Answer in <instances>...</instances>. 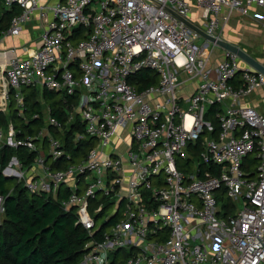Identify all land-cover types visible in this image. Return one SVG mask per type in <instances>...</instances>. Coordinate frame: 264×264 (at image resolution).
Wrapping results in <instances>:
<instances>
[{
	"label": "built area",
	"instance_id": "built-area-1",
	"mask_svg": "<svg viewBox=\"0 0 264 264\" xmlns=\"http://www.w3.org/2000/svg\"><path fill=\"white\" fill-rule=\"evenodd\" d=\"M15 3L22 12L7 34H20L35 10L44 29L37 50L13 56L0 77L18 90L23 110L22 88L75 96L67 121L79 114L84 132L74 139L94 144L81 160L52 170L41 144L47 137L48 155L57 160L64 142L48 127L15 138L12 125L6 144L39 154L28 174L15 156L3 172L25 180L30 192L68 190L62 205L77 211L90 236L80 264H110L118 250L130 251L122 264H264V113L241 103L264 85V73L242 70L238 54L225 50L214 77L207 47L216 42L183 20L193 21L197 7L205 23H193L224 39L234 11L246 16L253 5L264 8V0H59L52 7L4 0L7 7ZM147 68L159 80L138 90L136 74ZM193 82L196 89L186 94ZM216 104L224 110L215 115L214 134L206 115ZM45 122L64 128L50 109ZM223 191L233 212L221 201ZM109 208L115 210L99 226Z\"/></svg>",
	"mask_w": 264,
	"mask_h": 264
},
{
	"label": "trees",
	"instance_id": "trees-1",
	"mask_svg": "<svg viewBox=\"0 0 264 264\" xmlns=\"http://www.w3.org/2000/svg\"><path fill=\"white\" fill-rule=\"evenodd\" d=\"M21 12L22 8L16 3L7 7L4 0H0V35L9 30L11 20ZM136 75L139 83L134 82L136 78L132 81L138 90L156 84L159 80V74L151 68L144 69ZM240 77L241 73H238L231 83L238 85ZM15 92L12 88V95L15 96ZM23 92L25 109L20 113L13 98L9 112L0 111V127H8L12 123L16 137L22 140L38 135L48 127L54 137L62 139L63 150L66 151L57 160L46 155L47 164L52 170L63 169L67 164L81 160L94 142L90 138H80L79 141L74 139L76 133L84 132V124L81 123L79 114H75L76 119L73 123L67 121L74 112L73 105L78 102L76 97L63 95L57 99L56 92L48 90L41 92L30 87L23 88ZM45 107H49L50 113L64 124L62 131L45 122ZM219 111L221 112V106L216 104L208 108L206 115L213 120L215 132L219 128V120L215 118ZM35 114H39V117H35ZM48 144L46 137L41 144L44 153ZM38 154L39 150H32L24 145L15 147L5 144L0 149V195L3 197L5 211L4 213L0 211V264H80L90 236L85 227L78 224L77 211L66 209L62 205V201L68 197V190L61 188L58 192L52 190L30 192L25 180L9 177L3 172L14 156L19 159L24 169H28L35 164ZM255 161V155L248 157L250 167ZM248 166L246 176L253 177L254 171ZM223 193L225 191L221 195L222 203L229 207L228 212H233L230 206L235 205ZM103 231L100 229L97 236L100 237ZM129 254L128 250H118L114 253L115 260L110 264H122Z\"/></svg>",
	"mask_w": 264,
	"mask_h": 264
},
{
	"label": "crops",
	"instance_id": "crops-1",
	"mask_svg": "<svg viewBox=\"0 0 264 264\" xmlns=\"http://www.w3.org/2000/svg\"><path fill=\"white\" fill-rule=\"evenodd\" d=\"M58 1L59 0H41V3L50 6L49 3H57ZM236 13L237 19H235L234 21H238L239 25L235 30H232L230 33L228 32V35H223L224 40L230 44L232 43L233 45L237 46L248 56L250 55L253 59L264 64V8L253 5L250 8V12L246 16L242 15L238 11H236ZM201 14V10H199L197 7H193L192 13L190 14V17L193 20L192 22L196 24L205 23V21L201 17ZM43 29L44 23L40 20L39 11L35 10L32 16L26 21V24L24 25V28L20 34L13 35L10 33H4L0 35V71H4L6 68H8L10 59L13 58V56H26L28 53L35 52L40 46V38ZM35 32H37V36L33 34ZM223 51L224 52L221 53L219 59L212 60V53L210 55L208 68H210L214 77L218 76L217 66L225 57V49H223ZM238 63L239 67H241L242 70L249 67L255 69V67H253L251 63L247 62L241 57H239ZM196 87V82H193L192 84L188 85L187 88H185V93L191 94L192 92H194ZM19 91H22V94L25 98L23 88ZM8 94L9 98H7ZM13 98L15 99L16 105L18 107L17 100L15 96L12 95V88L9 85V82L4 74L0 77V111L8 113ZM241 101L243 106L253 107L259 112L264 113V85L256 89L254 92L250 93V95L243 98ZM223 110V107H221V112ZM10 126H12V123H10ZM48 132H50V130ZM216 133L217 132H215V134ZM39 168L40 167H36V172L38 174L42 173V169L40 168L39 170Z\"/></svg>",
	"mask_w": 264,
	"mask_h": 264
},
{
	"label": "rangeland",
	"instance_id": "rangeland-1",
	"mask_svg": "<svg viewBox=\"0 0 264 264\" xmlns=\"http://www.w3.org/2000/svg\"><path fill=\"white\" fill-rule=\"evenodd\" d=\"M55 2H52V3H49L50 4V7H52V6H54L55 4H54ZM48 13H49V15H50V17H51V15H52V13H51V11H48ZM236 11H234L233 12V17H232V19H231V22L224 28V36H226V35H228V32L230 33L232 30H235L237 27H238V25H239V22L238 21H234L235 19H237V17H236ZM35 36H37V32H35V33H33ZM202 42H204V39H202ZM207 50H209V51H212V57H211V59L212 60H215V59H219V57L221 56V53H223L224 51H223V49L220 47V46H218V45H214V47L210 44L208 47H207ZM28 92V91H27ZM63 96V94H58V95H56V98L57 99H60L61 97ZM42 103H44V100L42 101ZM17 108H19L20 109V112H22L23 111V108H22V104L20 103V105H18V107ZM46 109H45V114H47L48 113V111H49V109H48V107H45ZM48 124V123H47ZM10 128H11V126H10V124H9V126L8 127H3V130H4V132H5V139H4V141L3 142H1L0 143V149L7 143V139L9 138V131H10ZM47 128V127H46ZM46 128H44L45 130V133H46V131H48V129H46ZM76 135V134H75ZM15 138H16V136H15ZM57 138V137H56ZM60 137H58V139H59ZM62 140V139H61ZM51 149V144H50V142H49V144H48V146L46 147V149H45V154L47 155V154H49V150ZM43 151V150H42ZM16 164V163H15ZM37 167H40L39 165H37ZM41 168V167H40ZM40 168H39V170H40ZM23 171H24V173H27L28 174V170H26V169H23ZM36 171V170H35ZM34 171V172H35ZM5 173H7V171H5ZM31 173V172H30ZM7 175L9 176V174L7 173ZM114 210H115V208H110V209H108L107 210V212L103 215V216H101L100 218H99V220H98V225L100 226V224L108 217V216H110L113 212H114Z\"/></svg>",
	"mask_w": 264,
	"mask_h": 264
},
{
	"label": "water",
	"instance_id": "water-1",
	"mask_svg": "<svg viewBox=\"0 0 264 264\" xmlns=\"http://www.w3.org/2000/svg\"><path fill=\"white\" fill-rule=\"evenodd\" d=\"M183 20L191 27L193 28L196 32L198 31L199 34H201L204 38H206L209 42L214 43L216 42V44L220 47H222L225 50H229V51H234L236 52L239 57L243 58L244 60H246L247 62L251 63V65L253 67H255V69L261 71L264 73V64L258 62L257 60L253 59L250 55L248 56L243 50H241L240 48H238L237 46L233 45L232 43H228L227 41H225L224 39H217L215 37L210 36L209 34H207L201 27H199L198 25L196 26L191 20L183 18Z\"/></svg>",
	"mask_w": 264,
	"mask_h": 264
}]
</instances>
